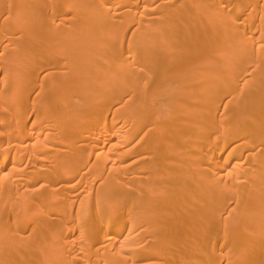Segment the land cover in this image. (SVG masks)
<instances>
[{"label": "bare ground", "instance_id": "bare-ground-1", "mask_svg": "<svg viewBox=\"0 0 264 264\" xmlns=\"http://www.w3.org/2000/svg\"><path fill=\"white\" fill-rule=\"evenodd\" d=\"M0 82V264H264V0H0Z\"/></svg>", "mask_w": 264, "mask_h": 264}, {"label": "rangeland", "instance_id": "rangeland-1", "mask_svg": "<svg viewBox=\"0 0 264 264\" xmlns=\"http://www.w3.org/2000/svg\"><path fill=\"white\" fill-rule=\"evenodd\" d=\"M66 46V45H65ZM64 47V46H63ZM239 69V68H238ZM242 69V68H241ZM250 72H252V71H249V73H246V75H244L239 81L237 80V81H235V80H232V81H229V82H227L228 84V89H226L224 92H223V94H225V97H224V99H230V98H228V94L230 93V91H232L233 90V88H235V86H237L235 89L236 90H239L240 88H241V90H243L242 88H244L243 86H247V84L249 85L251 82H252V75L250 74ZM253 73V72H252ZM249 74V75H248ZM246 79H247V81H246ZM251 81V82H250ZM243 82H245V84L243 83ZM3 83V82H2ZM11 84H12V82H10ZM0 84H1V82H0ZM6 84H9V83H6ZM10 84V85H11ZM3 85H5L4 83H3ZM239 86V87H238ZM2 87V84L0 85V88ZM247 88V87H246ZM245 88V89H246ZM249 88V87H248ZM247 88V89H248ZM227 92H229V93H227ZM227 93V94H226ZM228 95V96H227ZM241 122H244V120H242ZM258 150H261V151H263L264 150V146L262 145V146H260L257 150H252V149H249V151H247V152H257ZM183 153V152H182ZM198 167H202V164H200ZM257 167V166H256ZM258 168V167H257ZM197 174V172L195 171V175ZM264 174V170L263 169H261L260 167H259V170L257 171V172H254V176H253V178H252V180H251V182H252V185H254V187H257L256 186V182H255V177H257V176H259V175H263ZM262 186H264V185H262ZM257 192L259 193V195L257 194L256 196H258L257 198L255 197V196H250L249 197V201L248 202H246L245 204H246V207H250V208H253L254 206L256 207V206H263V204H264V187H257ZM185 196V195H184ZM190 195H186V197L188 198ZM264 207V206H263ZM256 215H261V213H256ZM222 217H227V215L226 214H223L222 215ZM206 221H209V219H207ZM240 221H238V222H236L235 224H234V227H235V225L236 224H238ZM256 223V225H259V224H262V225H259V226H264V219H261V220H259V221H257V222H255ZM204 226V222L198 227V230L199 229H201L202 227ZM140 232H141V230H140ZM222 264H226V263H222Z\"/></svg>", "mask_w": 264, "mask_h": 264}]
</instances>
